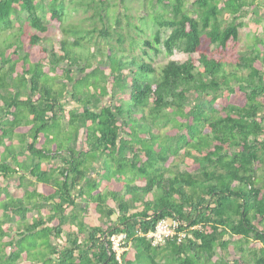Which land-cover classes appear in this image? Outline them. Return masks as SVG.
<instances>
[{
    "label": "trees",
    "instance_id": "trees-1",
    "mask_svg": "<svg viewBox=\"0 0 264 264\" xmlns=\"http://www.w3.org/2000/svg\"><path fill=\"white\" fill-rule=\"evenodd\" d=\"M66 1L92 10L85 35ZM143 1L157 12L151 36L134 25L137 57L111 0H0V264L29 239L42 264H118L112 235L134 253L121 264H264V29L226 56L257 0ZM111 32L120 48L92 44ZM87 39L84 62L69 46ZM175 51L159 70L148 53ZM163 219L181 243L147 239Z\"/></svg>",
    "mask_w": 264,
    "mask_h": 264
},
{
    "label": "rangeland",
    "instance_id": "rangeland-1",
    "mask_svg": "<svg viewBox=\"0 0 264 264\" xmlns=\"http://www.w3.org/2000/svg\"><path fill=\"white\" fill-rule=\"evenodd\" d=\"M111 3L114 6H111V7L107 6V8L103 9L105 13H108L109 15H111L109 22H107V25H111L113 20L116 19L118 16H120L122 18L121 26H123V28L121 29V32L124 35H126V38L123 44L124 48L128 49L127 51H129L134 56L135 55H137V57L142 56L141 41H143V39H139L140 35L137 33L135 26H139L141 27V29L145 31V33L142 35L143 37L147 38L151 36L153 33V27H152L153 22H154L153 18L157 10L152 11V8H150L143 0H125L123 4L120 3V0H111ZM111 3L109 2L108 4H111ZM247 11L249 15L245 16L242 19L243 26L242 28L239 29L238 40L235 42L233 41L229 42V45L226 51V56L229 61L236 60L238 52L243 51L247 49L248 47H250L254 36L261 37L263 34L264 2H262V0H257L256 7H252ZM91 14H92L91 9L86 10L85 6H80L77 4H73L69 1H66V11H65L66 19L64 21L63 26H70V28H72L71 35L74 38L83 36L85 35V31H83L82 29L84 28L91 29L92 27L91 21L89 19V16ZM126 16L129 17L128 22H131L133 24L131 28L124 27V24L126 22L125 20ZM144 17L145 19L142 21V18ZM45 20L47 21L48 17ZM227 21L228 22L231 21V18L228 17ZM96 25L98 27V30L102 28V25L99 22H97ZM49 38L53 43L57 45V43L59 42V39L62 38L60 29L52 27ZM70 40H73V38L71 37ZM92 42H93L92 43L93 45L95 43L97 46H101L103 49L106 48L107 44H113L116 46L117 49L120 48V46L117 44V37L115 35H112V32H111V36H109L106 39L102 38L96 33L93 36ZM92 44L89 45L88 39H87L86 42H83L80 46H76L75 48H73L72 46H69V49L76 56H79V55L82 56L81 60H84V62H86V56L90 52L91 48H94ZM148 53H150V56H151L150 60L152 61V65L157 70H159L163 65H165L170 60L182 62L187 58L186 55H183L176 51L174 52V55L172 57H167L164 53H160L156 56L151 52H148ZM144 60L147 61V58H144ZM172 162L173 160H171L167 165L171 167V169L174 170V167L172 168L171 166ZM180 169H183V167L180 166ZM261 176L264 179V173H261ZM27 183H29V181L24 180V184H27ZM92 216L94 217L93 222L98 223L99 217L96 214H94L93 211H92ZM15 220L16 218H13V221ZM17 221H20V219L17 218ZM64 234H67L66 231ZM20 240L21 238H15L13 242L15 244L20 243L21 242ZM31 241L32 240L29 239L27 241H23L22 243H20V245L23 248L21 250V253L23 255H25L27 252L31 253V257L37 254L38 249H34V247L31 246ZM26 244H29L31 248H28ZM130 248H131L130 246L127 248V250L129 249L128 251H130L129 257L131 259H134V253L131 251Z\"/></svg>",
    "mask_w": 264,
    "mask_h": 264
},
{
    "label": "built area",
    "instance_id": "built-area-1",
    "mask_svg": "<svg viewBox=\"0 0 264 264\" xmlns=\"http://www.w3.org/2000/svg\"><path fill=\"white\" fill-rule=\"evenodd\" d=\"M180 226V222L176 219H163L157 223L154 231L148 233L146 237L153 246L164 244L167 240L174 238H176L177 243H181L185 238V233L178 231ZM124 241V235H112L110 238L111 249L115 253V260L118 264H121V254L127 250L123 246Z\"/></svg>",
    "mask_w": 264,
    "mask_h": 264
},
{
    "label": "crops",
    "instance_id": "crops-1",
    "mask_svg": "<svg viewBox=\"0 0 264 264\" xmlns=\"http://www.w3.org/2000/svg\"><path fill=\"white\" fill-rule=\"evenodd\" d=\"M13 237H14L13 235L12 236H5L1 241L8 242V241H11L13 239ZM61 238L62 239L59 241L60 246L66 244V241H67L66 240L67 239L66 234H62ZM52 241H53V239H52ZM54 243H55V241H54ZM7 254H10V250H6V251L1 252V256L7 255ZM40 255H41V253L39 251H37V254L35 256L31 257V253L27 252V256L25 257V255L22 254L20 259L15 264H42V260H41V258H39ZM34 257H35V259H34Z\"/></svg>",
    "mask_w": 264,
    "mask_h": 264
}]
</instances>
